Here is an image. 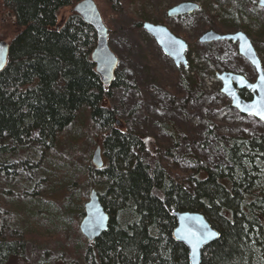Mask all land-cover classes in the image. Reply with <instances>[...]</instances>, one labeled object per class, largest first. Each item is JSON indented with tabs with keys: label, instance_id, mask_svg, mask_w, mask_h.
<instances>
[{
	"label": "trees",
	"instance_id": "1",
	"mask_svg": "<svg viewBox=\"0 0 264 264\" xmlns=\"http://www.w3.org/2000/svg\"><path fill=\"white\" fill-rule=\"evenodd\" d=\"M80 1L0 0L14 27L0 72V183H12L22 200L13 214L0 191V264H33L26 259L29 241L54 252L52 262L40 264H191L189 249L173 237L175 211L202 213L220 232L204 247L202 264H264V132L217 136L220 161L193 158L189 174H174L142 130L123 124L120 110L106 104L114 91L136 83L118 70L104 86L92 60L95 30L75 12L58 23L61 10ZM240 94L253 98L251 91ZM172 127L163 130L173 137ZM89 143L91 152L102 148V168L90 156L81 166ZM48 171L64 187L56 188V201L46 199ZM90 190L110 218L93 242L79 230ZM57 201L77 219L58 213ZM41 213L44 229L18 232L5 223L10 215L30 221Z\"/></svg>",
	"mask_w": 264,
	"mask_h": 264
},
{
	"label": "rangeland",
	"instance_id": "2",
	"mask_svg": "<svg viewBox=\"0 0 264 264\" xmlns=\"http://www.w3.org/2000/svg\"><path fill=\"white\" fill-rule=\"evenodd\" d=\"M95 1L109 29L110 48L119 58L118 70L124 71L137 85L134 90L114 91V97L106 104L120 110L119 120L123 124L128 122L142 130L152 142L156 157L170 165L174 174H189L194 167L193 158L208 165L220 161L222 153L218 149L217 136H253L264 132V123L240 114L221 93L223 84L217 77L219 72H241L252 81L256 80L254 69L239 55L237 44L226 41L198 43V38L210 29L220 33L243 31L251 38L264 63V12L258 0ZM183 1L194 2L199 9L191 15L169 17L168 10ZM72 12L73 7H64L58 15V23H65ZM145 22L165 25L188 43L186 67L177 66L162 51L155 38L144 29ZM13 33L11 17L0 12V40L10 43ZM189 66L187 74L184 69ZM168 123L173 125V137L163 130V125ZM168 150L175 154H168ZM82 153L81 166L86 163L87 156L92 162L94 152H91L90 143ZM13 169L18 172V167ZM52 174L54 177V173L48 171L46 199L56 201V188L63 186L55 184ZM16 179L15 176L13 182ZM0 191L11 212H21L18 188L12 183H0ZM33 192L34 189L27 190V194ZM60 205V202L54 204L58 213H65L69 220L76 217L73 211L64 210ZM44 208L45 213L50 214L48 203ZM10 217L5 223L19 232L44 229L42 223L47 215L36 214L30 221L23 214ZM25 253L26 259L33 264L50 263L54 256L52 250L31 241L25 245Z\"/></svg>",
	"mask_w": 264,
	"mask_h": 264
},
{
	"label": "water",
	"instance_id": "3",
	"mask_svg": "<svg viewBox=\"0 0 264 264\" xmlns=\"http://www.w3.org/2000/svg\"><path fill=\"white\" fill-rule=\"evenodd\" d=\"M260 8L264 9V0H258ZM199 9V5L191 2H181L167 12L169 17L191 15ZM73 11L80 15L97 34V45L92 53V60L96 70L101 76L104 86L113 84L119 68V58L111 50L109 44V29L106 26L102 13L95 0H82L76 4ZM144 29L156 40L162 51L170 57L177 66L188 65L186 52L188 43L175 35L167 26L145 22ZM232 42L237 44L239 55L244 58L256 73V80H250L246 75L223 71L217 73L223 86L221 93L231 101V106L244 116H251L264 123V118L255 114V108H264V82L260 77L264 75V66L251 38L243 31L232 33H220L214 29L205 31L199 38L198 43L205 45L216 42ZM10 55V43L0 40V72L7 66ZM253 86H256L253 88ZM248 90L253 94L251 100L244 99L240 91ZM119 124V122H118ZM92 164L96 168L104 166L102 148L99 146L92 156ZM177 227L173 237L183 243L189 249L191 264H202V252L204 247L217 241L221 234L214 228L208 219L198 212H177ZM109 215L105 211L98 192L92 190L89 199L84 205V216L79 224L81 234L90 242L96 240L109 228Z\"/></svg>",
	"mask_w": 264,
	"mask_h": 264
},
{
	"label": "snow or ice",
	"instance_id": "4",
	"mask_svg": "<svg viewBox=\"0 0 264 264\" xmlns=\"http://www.w3.org/2000/svg\"><path fill=\"white\" fill-rule=\"evenodd\" d=\"M261 81L264 82V75L260 77ZM256 86H253L255 88ZM255 114L259 115L261 118H264V108L256 107Z\"/></svg>",
	"mask_w": 264,
	"mask_h": 264
},
{
	"label": "flooded vegetation",
	"instance_id": "5",
	"mask_svg": "<svg viewBox=\"0 0 264 264\" xmlns=\"http://www.w3.org/2000/svg\"><path fill=\"white\" fill-rule=\"evenodd\" d=\"M243 91V90H242ZM248 91V90H247Z\"/></svg>",
	"mask_w": 264,
	"mask_h": 264
}]
</instances>
